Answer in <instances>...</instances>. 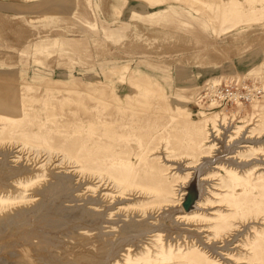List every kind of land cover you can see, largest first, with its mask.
I'll return each mask as SVG.
<instances>
[{"label": "rangeland", "instance_id": "1", "mask_svg": "<svg viewBox=\"0 0 264 264\" xmlns=\"http://www.w3.org/2000/svg\"><path fill=\"white\" fill-rule=\"evenodd\" d=\"M0 264H264V0H0Z\"/></svg>", "mask_w": 264, "mask_h": 264}, {"label": "bare ground", "instance_id": "2", "mask_svg": "<svg viewBox=\"0 0 264 264\" xmlns=\"http://www.w3.org/2000/svg\"><path fill=\"white\" fill-rule=\"evenodd\" d=\"M226 9V8H225ZM229 10H232V11H236L235 10V7H234V5H232L230 8H229ZM229 10H227V11H229ZM235 13H237V12H235ZM235 15H237V14H235ZM245 18H248V17H245ZM225 84V85H224ZM219 83L218 85H216V86H212V82L211 83H208L207 84V86L205 87V93L202 95V97L199 99L200 101H203L204 103L203 104H205L206 105V107H207V109L208 108H212V109H214L216 106H222V107H225V108H228V106L229 105H231V108L233 107V106H239L238 107V109L239 108H242L243 107V105L245 104V103H249V102H251V104H253L254 102H256V100L260 97V95H261V92H263V89L261 88V87H259L256 83H254L253 84V87L254 88H256L258 91H259V94H253V92L251 93V92H247V96H245V98H243V97H240V91H239V89H236V86H235V82L233 83V82H231L230 84H227L226 82L225 83ZM252 91V90H251ZM207 99H210V103H206V100ZM235 108V107H234ZM244 109V108H243ZM215 114V113H214ZM235 114V113H234ZM234 114L232 113L231 114V117L230 116H228V114L227 113H224V112H220V114L218 113V114H216L215 115V119H217L216 120V127L217 128H219V126H220V124L223 126V125H227V124H229V123H231V124H234V120H236L237 119V121H241L242 119H243V117L239 114H236L235 116H234ZM211 115H213V113H211ZM218 115V116H217ZM220 129V128H219ZM215 130H217V129H215ZM217 131H219V130H217ZM221 131V130H220ZM217 136V135H216ZM211 141H212V139H211ZM213 142V141H212ZM212 144H217V143H212ZM212 144H210V145H212ZM213 145V146H214ZM244 147V146H243ZM220 156V155H219ZM213 158H215V157H213ZM220 157H218V159H219ZM229 158H233V157H229ZM212 159V158H211ZM231 161H233V160H231ZM218 163H222V162H218ZM215 164V165H214ZM218 164L217 163H215V160H209V158L208 159H206V158H204L197 166H195V167H192L191 168V171H192V176L190 177V179L194 176V174H195V172L199 169L200 170V176H199V180H200V184H201V196H200V198L199 199H197V201H196V206H195V208H193V209H191V210H189V211H187V210H185L184 209V207H183V205L181 204V207H179L177 210H181L182 212H184V213H186V214H191V213H193V212H196V211H198L199 210V208H201L200 206H199V203H200V201L202 200V194H203V190L205 189L204 187H203V182H202V179L204 178V176H205V172H207L208 171V169L211 167H215V166H217ZM182 167V166H181ZM181 169H183V167L182 168H180V170ZM190 181V180H189ZM189 183V182H188ZM187 183V184H188ZM187 184H186V186H187ZM55 186V185H54ZM53 186V187H54ZM186 186H184V187H182V189H183V198H184V195H185V193L187 192L186 191ZM56 188H57V186H56ZM204 195V194H203ZM183 198H182V201H183ZM174 210H176V208H173ZM179 212V211H178ZM95 223V222H94ZM89 256V255H88Z\"/></svg>", "mask_w": 264, "mask_h": 264}, {"label": "water", "instance_id": "3", "mask_svg": "<svg viewBox=\"0 0 264 264\" xmlns=\"http://www.w3.org/2000/svg\"><path fill=\"white\" fill-rule=\"evenodd\" d=\"M200 170L198 169L194 176L190 179L189 183L187 184L186 193L184 195L182 205L185 210L189 211L196 206L197 199L201 196V184L199 180Z\"/></svg>", "mask_w": 264, "mask_h": 264}, {"label": "built area", "instance_id": "4", "mask_svg": "<svg viewBox=\"0 0 264 264\" xmlns=\"http://www.w3.org/2000/svg\"><path fill=\"white\" fill-rule=\"evenodd\" d=\"M253 84L254 83L243 82V83L240 84L241 88H239V86H238L239 84H236L235 85L236 89H239V91H240V97L245 98V96H247V92H251V93L253 92L254 95L255 94H259V91L256 88L253 87ZM204 90H205V88L203 87L201 89V91H200L201 92L200 97L203 94Z\"/></svg>", "mask_w": 264, "mask_h": 264}, {"label": "crops", "instance_id": "5", "mask_svg": "<svg viewBox=\"0 0 264 264\" xmlns=\"http://www.w3.org/2000/svg\"><path fill=\"white\" fill-rule=\"evenodd\" d=\"M192 124H193V123H191V124H189V125L192 126ZM192 128H193V126H192ZM174 129H175V127H174ZM178 130H179V129H178ZM183 130H184V129H183Z\"/></svg>", "mask_w": 264, "mask_h": 264}]
</instances>
